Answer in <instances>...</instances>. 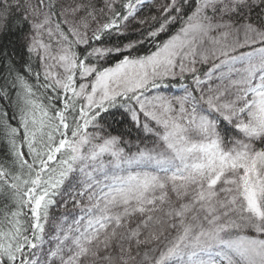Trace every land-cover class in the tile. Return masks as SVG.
Listing matches in <instances>:
<instances>
[{"label":"snow or ice","instance_id":"1","mask_svg":"<svg viewBox=\"0 0 264 264\" xmlns=\"http://www.w3.org/2000/svg\"><path fill=\"white\" fill-rule=\"evenodd\" d=\"M0 264H264V0H0Z\"/></svg>","mask_w":264,"mask_h":264},{"label":"trees","instance_id":"2","mask_svg":"<svg viewBox=\"0 0 264 264\" xmlns=\"http://www.w3.org/2000/svg\"><path fill=\"white\" fill-rule=\"evenodd\" d=\"M133 135H135V133H133Z\"/></svg>","mask_w":264,"mask_h":264}]
</instances>
